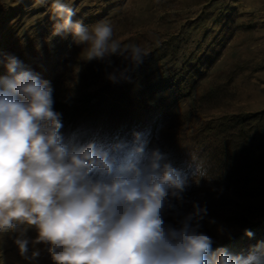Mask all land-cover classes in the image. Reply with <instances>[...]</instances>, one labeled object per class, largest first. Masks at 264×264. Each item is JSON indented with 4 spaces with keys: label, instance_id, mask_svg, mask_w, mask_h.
<instances>
[{
    "label": "rangeland",
    "instance_id": "rangeland-1",
    "mask_svg": "<svg viewBox=\"0 0 264 264\" xmlns=\"http://www.w3.org/2000/svg\"><path fill=\"white\" fill-rule=\"evenodd\" d=\"M51 2L0 0V76L8 75L14 56L49 80L65 135L112 138L124 121L138 119L137 107H157L136 132L190 181L192 158L205 172L184 193L181 217L193 201L206 206L200 230L214 244L264 220V115L248 117L264 110V0H63L76 10L74 20L107 21L114 39L148 53L131 81L118 83L107 75L127 61H85L81 46L69 47L70 36L48 40ZM74 106L72 120H65ZM165 219L176 224L171 214ZM36 235L34 228L26 232ZM14 238L0 234V264H29ZM35 249L41 255L34 264H52L43 244Z\"/></svg>",
    "mask_w": 264,
    "mask_h": 264
},
{
    "label": "clouds",
    "instance_id": "clouds-1",
    "mask_svg": "<svg viewBox=\"0 0 264 264\" xmlns=\"http://www.w3.org/2000/svg\"><path fill=\"white\" fill-rule=\"evenodd\" d=\"M51 12L49 41L70 36L69 47L81 46L85 61L111 66L116 56L128 62L107 75L113 83L130 82L148 55L114 39L107 21L88 26L74 20L76 10L63 0H52ZM6 67L8 75L0 76V234H15L29 264L41 255L37 244L52 264H264V241L247 254L213 250V238L200 230L206 206L193 201L181 217L184 193L205 176L202 163L191 157L190 181L166 153L149 147L144 133L134 131L131 139L65 135L51 82L14 56ZM167 214L176 224L166 221ZM29 228L35 239L27 238Z\"/></svg>",
    "mask_w": 264,
    "mask_h": 264
},
{
    "label": "trees",
    "instance_id": "trees-1",
    "mask_svg": "<svg viewBox=\"0 0 264 264\" xmlns=\"http://www.w3.org/2000/svg\"><path fill=\"white\" fill-rule=\"evenodd\" d=\"M85 100V99H84ZM83 100V101H84ZM77 107L74 106L73 110L70 109L68 114L65 116V120L69 121L72 120V114ZM140 110V115H138V119H136L133 123L127 119L124 121L116 130L113 132V137H120V138H128L131 139V134L143 128L144 119L146 112L155 113L157 111V107H142L141 105L137 107ZM62 112H67L66 109H63ZM63 114V113H61ZM259 115H264V110L259 112L252 113L248 117H256ZM71 118V119H70ZM74 119V117H73ZM246 229L250 230L254 235L253 237L249 238L244 234V230L234 234L231 238H227L220 243L213 244V250L219 247L227 248L229 252L233 254L244 253L247 254L250 247L257 244V242L264 241V220L251 224Z\"/></svg>",
    "mask_w": 264,
    "mask_h": 264
}]
</instances>
